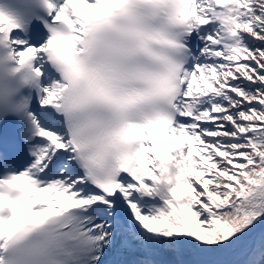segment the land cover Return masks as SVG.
Listing matches in <instances>:
<instances>
[{"label":"snow or ice","instance_id":"1","mask_svg":"<svg viewBox=\"0 0 264 264\" xmlns=\"http://www.w3.org/2000/svg\"><path fill=\"white\" fill-rule=\"evenodd\" d=\"M22 4L0 264H264V0Z\"/></svg>","mask_w":264,"mask_h":264}]
</instances>
